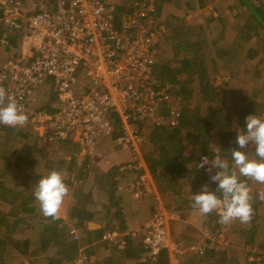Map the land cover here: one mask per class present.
<instances>
[{"label": "built area", "instance_id": "built-area-1", "mask_svg": "<svg viewBox=\"0 0 264 264\" xmlns=\"http://www.w3.org/2000/svg\"><path fill=\"white\" fill-rule=\"evenodd\" d=\"M39 1L0 0V48L10 53L0 57V86L15 96L28 120L47 125L49 141L78 142L92 155L101 136L131 152V161L118 164L131 177L128 192L136 199L151 193L158 203L142 229L108 231L102 239L120 237L123 249L130 235L152 261L168 249L170 264H178V254H204L200 245L171 249L167 219L173 215L141 154L151 129L175 127L184 106L176 85L154 74L156 46L168 33L155 15L160 0H56L48 7ZM117 5L124 7L120 15ZM49 83L53 112L35 104ZM68 232L79 238L75 228Z\"/></svg>", "mask_w": 264, "mask_h": 264}, {"label": "trees", "instance_id": "trees-1", "mask_svg": "<svg viewBox=\"0 0 264 264\" xmlns=\"http://www.w3.org/2000/svg\"><path fill=\"white\" fill-rule=\"evenodd\" d=\"M169 1L160 0L155 12L156 16H160L163 4ZM213 2L215 0H187L186 5L189 10H194L195 8H204ZM236 2L237 7L239 6V14L244 17L241 26L244 32L257 31L259 28H262L264 32V0H236ZM55 3L56 0H52V4ZM123 10L122 5H117L116 15H120ZM222 17L220 12L214 19L220 20ZM166 26L169 27L170 24L168 23ZM169 28L170 32L167 33L165 40L171 46L172 58L156 63L154 74L159 82H170L176 85L174 93L182 97L184 106L180 110L179 122L175 127L151 129L150 146L148 153H145V161L150 175L158 184L161 193L171 191L179 195L182 189L188 186L187 195L193 197L194 194L201 191V186L204 184H207L212 191L216 189L215 182L210 180L209 173L206 171L207 165L204 168H196L201 157L207 156L209 160H212L215 155L214 150H219L222 157L230 160L229 151L238 147L235 143L237 131L245 127L246 116L262 114L264 102H257V93L252 96L243 93L241 98L230 101L227 100L226 95L217 98V87L214 85V78L210 75L207 54L204 51V39L199 38L200 34H197L196 38L192 37V32L190 33L184 22ZM228 47L223 45L216 48L215 56L210 58L213 67L217 57L219 59L225 57L230 60L233 48L228 50ZM180 58L182 59L179 65L172 64L173 61ZM257 73H259V69L255 70V74ZM262 91H264V82ZM195 97L197 100L193 102ZM51 101L53 102L54 99H50L47 106L44 104L41 108L53 111ZM227 105L230 106V109H227ZM203 106L206 108L204 109ZM236 113L240 115L238 123L234 125L233 117ZM28 130L29 128H11L0 125V141L2 142L0 167L3 166V170L0 169V264H11L8 261L9 251L18 252L29 260L30 264H38L42 255L52 252L47 264H59L64 261L75 262L80 256V249L85 246L89 247V250H86L89 255L100 249H105L108 243L107 240L102 239L105 232L127 230L126 221L119 211L111 212L112 215L108 216L110 210L119 201L114 195V182L117 174L113 171L109 174L108 203L101 204L106 210L105 223L95 230L87 228L86 223L95 220L98 215V210L92 208L93 201L89 200L81 206L72 221L73 225L80 230L81 236L71 239L68 231L72 227L62 225L60 218L54 220L45 217L33 195L37 181L46 174H39L36 178L31 174L24 175L25 166L33 167L35 161L19 154L15 150L13 142L18 137L26 139ZM191 144L198 146L197 153L186 151ZM251 149L254 152V146ZM75 157L76 151L74 150L66 165V162L60 159L56 165L51 161L47 162L46 168L62 170L66 174L65 183L71 184L69 177L75 169ZM87 164V162L84 163L85 166L79 169L80 180L86 178L83 169ZM13 175H21L23 180L21 186L17 184L12 186L7 183L6 177H13ZM33 180H35L34 183H32ZM161 181H165L164 186ZM262 185L264 187V184ZM89 202L91 203L89 204ZM252 207V219L250 223L239 229L238 237L242 246L256 247V251H260L264 249L260 238V231H264L262 230L264 206L262 208L261 204L257 202L252 204ZM261 211L263 214H260ZM27 219L35 220L37 223L33 227L35 237L33 240L25 238L23 241L17 242L13 236L22 222ZM216 227L218 224L214 225L212 229L214 230ZM124 239L126 244L123 249L119 250L113 247L111 253L103 257L102 260L92 262L90 257H87L88 260L84 264H127L132 260L137 261L136 264H170L166 249L162 250L157 259L152 261L146 255V249L139 239H133L130 235H126ZM86 251L84 252L86 253ZM215 252L214 248L205 247L204 255L197 256V261H195H206L209 264H230L226 251H220L218 258L212 263ZM189 261L195 262L192 259ZM256 261L248 263L257 264L258 261Z\"/></svg>", "mask_w": 264, "mask_h": 264}, {"label": "rangeland", "instance_id": "rangeland-1", "mask_svg": "<svg viewBox=\"0 0 264 264\" xmlns=\"http://www.w3.org/2000/svg\"><path fill=\"white\" fill-rule=\"evenodd\" d=\"M186 2L187 0H170L169 2H165L160 11L159 18L165 23V25L169 23L171 27L184 22L190 33H193H191L192 37L196 38V35L200 34L199 38L204 39V51L207 54V64L210 75L214 78V85L217 87V98H221L222 96L226 95L227 100L230 101L233 99H238L241 94L243 95V93L250 96H252L254 93H257V102H264V91H262V83L264 82L263 29L259 28L257 31L249 30L247 33L244 32V30L241 28L244 17H242L238 12L239 6L237 7L236 0H215V2L210 3L206 7L199 9L195 8L193 11L189 10ZM38 3H40L42 6L48 7L50 4H52V0H40ZM28 8L30 9L31 5H28ZM220 12L223 16L222 19H214ZM236 15L238 16L237 18ZM169 27L167 26L168 33L170 32ZM240 28L242 29V31L240 30ZM165 39L166 38L162 39L160 44L156 46L157 63L165 61L166 59L171 60L172 58L171 46ZM223 45L227 47L229 46L228 50L230 48H233L232 56L230 57V60L227 58L225 59V57H222L221 59L217 57L215 66L213 67L211 65L212 63L210 61V58L212 56H215L216 48ZM3 52H5V54L3 53L4 56L0 54V57H5L6 55L10 54L7 50ZM181 59L182 58L178 59L177 61H173L172 64L179 65ZM256 69H259V73L257 74H255ZM37 98L38 100H36L35 102L36 105L42 107V105L45 104L47 106L48 102H50V99L53 98L50 83L48 86H42L39 89ZM196 100L197 97L194 98L193 102H195ZM53 102L51 101V104ZM203 108L205 109L206 107L203 106ZM227 109H230L229 105H227ZM239 115V113L234 114V125L238 123ZM260 117L264 118V111L262 112ZM1 145L2 142L0 141V151ZM13 146L15 147V150L19 152V154L27 156L31 160L35 161L33 167L25 166L24 169V175L31 174L35 178L39 174H47L50 171V169L46 168V164L48 161L53 162V164L59 162L60 159L69 161V153L71 150V146L69 144H67L66 146L59 143L46 144L41 139L35 141L34 138H30L28 141L27 139L21 137H18L13 142ZM149 146V142L142 146V155L148 153ZM253 146L254 145L250 143L248 148L243 149V151L253 152L251 149ZM117 150L118 147L116 143L112 142L111 140L99 142L97 147L95 148V154H93V156H90L88 164L89 168L83 170L84 172L88 170L87 172H85L87 174V178H85L84 180H80L78 177L79 169H82L83 167V165L81 164L83 161H81V159H78V161H76L74 172L69 177L71 184H66L69 191L68 195L64 199V203L61 209V214L64 215V213H66V219H63L61 215L60 219H62V225L75 228L78 232L79 237L81 236V233L79 232L80 230L71 222V216H76L81 208V205H83L84 203L86 204L89 200L94 201L93 203L98 202V206L102 204L101 196H98V191H104L107 188L108 181H103L105 176H102V171L99 170L100 166H102L101 164H99V161L102 157H109L112 154L116 153ZM186 151L188 153H195L199 151V148L198 146L191 144L189 145V148L186 149ZM0 169L3 170V166L0 167ZM59 171L64 173L62 170ZM64 175L66 176L65 173ZM6 181L9 185L12 186H15L16 184L21 186L23 182L21 175H13V177L8 176L6 177ZM34 182L35 180L32 181V183ZM254 183L257 182L254 181ZM183 189L182 190L184 192H188L187 190L189 188L188 186H186ZM172 194L174 196V193H172L171 191L165 192V195L161 194L163 196L161 201V203L163 202L162 205L168 213H171L173 215L171 216V218L167 219V232L170 243H172V250H174L173 246L175 245H178L180 248H185L190 245H200L204 246V248H214L216 252L212 263L218 258L220 251H226L229 255V259H231V261L229 260L230 264H248V262H253L256 260L258 261L257 264H264V258L258 260L260 258V254L264 253V249L256 251L255 246V248H252L248 246H242L240 243L241 241L238 237L239 229L243 226H246L247 224L242 225L237 220L233 221L230 225L225 226L218 222L219 216L216 212H214V216L213 212L209 213L206 216L197 213V215H190L191 225L189 226L191 227L190 229H186L182 226V224L180 225V223L184 222L182 221V218L180 216L182 212H179V210L176 209L178 200L175 198V196L172 197ZM102 201L103 203H105L106 199L105 201ZM127 202H124L122 204H124V208L128 210L132 208V205L130 204V201ZM90 203L91 202H89V204ZM102 205L100 208H102ZM127 210H125L126 212L123 211L124 216L125 214L129 213V211L127 212ZM260 214H263V212L261 211ZM104 216L105 212L103 210H100L98 213V218H102ZM101 220L102 219H99L98 225L102 224ZM171 221H174L175 225L170 228L169 224ZM216 224H218V227L213 230L212 228H214V225ZM35 225H37L35 220L27 219L23 221L21 226L16 230L13 236L14 240L17 242H21L25 238L33 240L35 237L33 227ZM98 225H91L90 230H95L96 228H98ZM262 227V230H264V223ZM138 229H142V227L134 228L132 226L124 232ZM260 238L262 244L264 245V231H260ZM118 241V237H115L113 240H107L108 243L106 248L92 253V258L90 259L94 261L101 260L103 257L111 253L113 247L121 250L117 246ZM84 250L80 255L81 257L84 256L83 261L79 260L78 263L77 260L73 263L64 261L63 263L59 264H84V262L88 260L87 257H89L87 251L85 253ZM9 252L10 258L8 261L11 264H30L29 260L25 259L18 252ZM51 254L52 252L46 255H42L38 260V264H47ZM194 255H196L195 258H193ZM203 255L204 254L199 255L193 252L178 254V264H201L202 261L196 262V258L197 256L201 257ZM191 259L196 261L190 262L189 260ZM247 259H249V261H247ZM204 263L209 264L206 261Z\"/></svg>", "mask_w": 264, "mask_h": 264}, {"label": "clouds", "instance_id": "clouds-1", "mask_svg": "<svg viewBox=\"0 0 264 264\" xmlns=\"http://www.w3.org/2000/svg\"><path fill=\"white\" fill-rule=\"evenodd\" d=\"M246 125L237 131L230 160L214 150V158L209 160L202 156L196 168H204L209 173L210 180L215 182L216 189L212 191L207 184L201 186V191L192 197L193 207L206 216L216 212L219 223L227 226L233 221L242 224L250 223L253 215L251 188L248 180L264 184V118L250 114L246 116ZM28 122V115L19 106L14 95L0 86V125L15 128ZM254 145V152L243 151L249 144ZM213 170H215L213 172ZM65 175L58 170H50L41 176L33 190V195L45 217L59 219L65 197L68 195ZM264 199V193L259 194Z\"/></svg>", "mask_w": 264, "mask_h": 264}, {"label": "crops", "instance_id": "crops-1", "mask_svg": "<svg viewBox=\"0 0 264 264\" xmlns=\"http://www.w3.org/2000/svg\"><path fill=\"white\" fill-rule=\"evenodd\" d=\"M2 50L0 48V54H2V56H4L3 53L5 54V52H3L4 50L3 51ZM41 109H45V108H41ZM51 112H53V111H51ZM21 128L22 129L23 128L24 129L29 128L28 137L26 138L28 141H29L30 138H34L35 141H37L38 139H41L46 144L59 143V144H62L64 146L69 144L71 146V150H70V153H69V160L71 159L72 153L75 150L76 151L75 162L78 161V159H81V161H83L81 163L82 165L84 163H86V162L89 164L90 156H93V154H95V152L92 155L86 154V152L83 149V146H81L78 142H74V141H70V142L69 141H59V142L55 141V142H51V141H49L48 140V136L50 134V129L47 127L46 124H41L39 122H33L32 120H28V122L24 126H22ZM104 141H105V138H103L101 136H98L97 137V142L95 143V148L97 147L99 142H104ZM116 145L118 147V150L116 151V153L112 154L109 157L108 156L107 157H102L101 160L99 161L100 162L99 164L102 165V166H100L99 170L102 171L101 172L102 176H105L103 181L104 180H105V182L108 181V183H107V188L104 191H102V190L98 191V193H99L98 196H101V202L102 203H103L102 200L105 201V199H106L107 202L105 201L104 204L108 203V199H107L108 198V192H107V189L109 187V174L111 173V171H113V173L115 172V174H117V177L115 178V182H114V186H115L114 195L116 196V198L119 201H118L117 205H115L110 210V213H109L108 216L110 217L112 215L111 212L119 211L121 213V216H123V218L126 221L127 229L131 228L132 226L134 228L135 227L141 228L151 218L152 213L154 211V205H156L158 203V199L155 198L154 195L151 194V193L146 194L143 198L136 199L134 196H132L128 192L127 183L131 179V177L120 173L118 171V164L122 163V162L131 161L132 160V155H131V152L129 150H127L125 148H122L118 144H116ZM94 151H95V149H94ZM195 153H197V152H195ZM143 157L145 159V155L144 154H143ZM106 160L108 162H106ZM65 162H66L65 163V165H66L68 161H65ZM88 164H87L85 169L89 168ZM83 166H85V165H83ZM85 169H83V170H85ZM87 171L88 170H86L85 172H87ZM86 178H87V174H86ZM164 182L165 181H163V182L161 181V184H163ZM155 184H156V187H157V193H158L159 199H160V201H162V197H163L162 195H165V193H161L156 182H155ZM248 184H249V186L251 188L252 204H255V203L259 202L261 204V207H263L264 206V199H260L259 198V194L260 193H264L263 185L259 184V183H254V181H251V180L248 181ZM119 186L121 187L120 189L118 188ZM183 190L180 192L179 195L174 193L175 198L178 200V202L176 204V209H178L179 212H182L180 214V216L182 218V221H184V222L180 223V225L182 224V226L184 228L190 229V227H191V226H189V225H191L190 224V222H191V219H190L191 216L190 215H195V214L197 215V213L198 214H200V213L198 212V210L196 208L193 207L192 196H188L187 195V193L189 192V189L187 190L188 192H184ZM174 196L172 194V197H174ZM127 201H130V204L132 205V208H130L128 210L125 209L124 208V204H122V203L127 202ZM165 206H167V205H165ZM100 207H101V205L98 206V202H96V203L93 204L92 208L98 210V213H99L100 210H103L104 212H106L104 206L102 208H100ZM125 210H127V212L129 211V213L125 214V216H124L123 211L126 212ZM61 217H63V219H66V213H64V215L61 214ZM71 217H72V220H71V222H72L74 220L73 218L75 216L74 217L71 216ZM99 219H102L103 221L101 220L102 224L98 225ZM106 219H107L106 216H104L102 218H98V215H97V218L95 220L88 221L86 223L87 224V228L91 229L90 226L91 225H96V224L98 225V228H99L101 225H103L105 223ZM174 225H175L174 221L173 222L171 221L170 224H169V227L171 228ZM242 225H245V224H242ZM118 238L120 240V237H118ZM88 248H89L88 246L87 247L86 246L82 247L80 249V255L82 254L84 249H85L84 251H86ZM91 256L92 255H89L90 258H92ZM194 256H196V255H194ZM227 257L229 259L228 253H227ZM229 260L231 261V259H229ZM91 261L93 262L94 260H91ZM96 261H99V260H96ZM136 263H137V261L132 260V261L128 262L127 264H136ZM202 263H204V262H202ZM146 264H149V263H146ZM193 264H195V263H193Z\"/></svg>", "mask_w": 264, "mask_h": 264}]
</instances>
